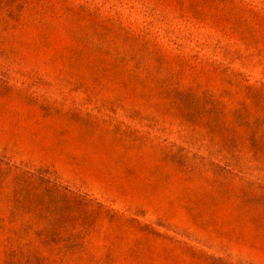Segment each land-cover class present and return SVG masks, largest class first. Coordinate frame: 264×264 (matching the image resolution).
Wrapping results in <instances>:
<instances>
[{"label":"rangeland","instance_id":"rangeland-1","mask_svg":"<svg viewBox=\"0 0 264 264\" xmlns=\"http://www.w3.org/2000/svg\"><path fill=\"white\" fill-rule=\"evenodd\" d=\"M0 264H264V0H0Z\"/></svg>","mask_w":264,"mask_h":264}]
</instances>
